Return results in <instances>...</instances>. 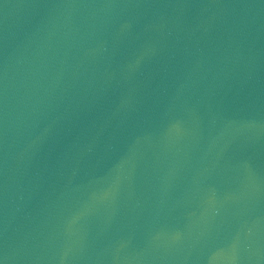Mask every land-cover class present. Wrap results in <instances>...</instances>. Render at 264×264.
Returning a JSON list of instances; mask_svg holds the SVG:
<instances>
[{
  "label": "water",
  "instance_id": "95a60500",
  "mask_svg": "<svg viewBox=\"0 0 264 264\" xmlns=\"http://www.w3.org/2000/svg\"><path fill=\"white\" fill-rule=\"evenodd\" d=\"M0 264H264V0H0Z\"/></svg>",
  "mask_w": 264,
  "mask_h": 264
}]
</instances>
